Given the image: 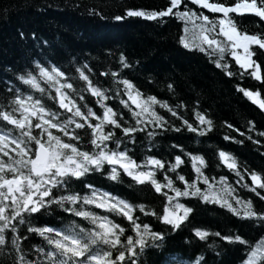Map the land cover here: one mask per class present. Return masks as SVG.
Here are the masks:
<instances>
[{"label":"trees","instance_id":"1","mask_svg":"<svg viewBox=\"0 0 264 264\" xmlns=\"http://www.w3.org/2000/svg\"><path fill=\"white\" fill-rule=\"evenodd\" d=\"M215 2L233 5L236 0ZM169 4L170 0H0V107L7 108L18 91L24 97L30 95L33 99H40L43 106L51 112L62 111L55 88L40 77L39 65L49 71L55 67L62 72L63 76L58 78L56 87H60L65 81L71 83L75 91L61 88V92L69 93L82 111L87 112V108L83 107L87 104L97 116H102L104 109L97 104L96 97L90 92H82L84 100L81 101L76 94L87 87L77 71L81 69L94 85L109 89L106 95L111 99L106 100L105 104L118 114L116 118L119 120L120 114H123L128 125H134L131 112L120 101L126 100L134 110L139 109L124 94L123 85L114 83L120 79L127 80L133 84L134 90L142 94L137 98L138 102L147 97H155L158 102L175 108L193 127H207L196 120L197 112L204 115L206 120H211L212 126L203 136L198 132H190L181 120L157 103L152 108L169 122L167 130L154 128L149 124L144 131L135 132L134 143H129L131 137L124 136L121 129H114L113 139L121 141L118 151H124L127 147L129 156L137 163H143L149 157L165 162V170L156 171V180L166 184L164 176L167 175L173 180L174 186L182 191L185 185L178 180V174L183 175L188 183L195 181L201 191L207 189L208 185L197 179L194 161L191 159L192 156L202 157L203 165L199 161L195 163L201 167L204 176L214 187H221V178H227L226 184L235 189L234 195L245 202L250 200L254 211L264 213V200L260 199V195H264V189L257 188L251 180V174L254 173L259 177V182L264 183V136L260 135L264 133V109L238 91V87L258 91L259 99L264 100V83L247 73L242 77V70L230 56L226 55L225 61L230 65L228 71L233 73L231 76L216 66V57L198 49L184 48L180 43L184 22L174 16L155 21L126 16L119 21L115 19L118 15L123 16L129 9L160 11ZM181 10L203 13L215 21L222 17V14L200 8L191 3V0H185ZM230 16L234 18L239 31L264 36V20L254 14L230 13ZM250 51L254 53L252 60L261 66L260 75L264 79V49L250 45ZM121 54L130 65L128 68L121 65ZM112 72H117L118 75L113 77ZM29 74L37 77L40 87L45 89L44 94L19 79ZM169 84L172 85L171 89ZM117 91H120L119 96L116 95ZM70 115L71 113L64 111L60 118L65 120ZM36 122L33 117V124ZM91 122L95 124L98 121ZM0 126V130L4 131L12 128L2 120ZM74 127L73 124L70 129ZM177 127L181 130H172ZM249 128L253 130L249 131ZM109 130L111 126H105L104 131ZM51 131L80 150L94 151L90 143V128L75 129V134L80 136L79 141L70 140L56 129ZM150 131H154L156 135L149 136ZM39 132L40 129L33 128L32 134L38 135ZM12 134L19 133L14 130ZM249 136L252 138L249 139ZM32 147L35 151L34 143ZM109 148L115 150L116 145L109 142ZM220 151L236 161L235 169H230L228 163L220 159ZM11 155L15 156V153ZM176 156H180L184 163L174 172L167 171ZM7 159L8 157H4L5 161ZM112 167L105 163L100 171H91L79 179L73 177L66 187L54 188L53 194L56 198L72 193L84 196L91 195L94 189L132 205L133 218H138V223L147 224L152 232L161 233L164 237L156 242L150 241L155 246L146 248L136 258L137 264H197L198 261L199 264H246L251 251L255 250L257 244L264 242V222L243 219L219 204L204 202L200 197L179 198V202L192 211L179 229H173L157 219V216L140 212L139 206L144 205L149 212L162 215L167 203V198L162 193H174L166 187L162 188L161 193H157L149 182L138 184L118 165H115L119 173L118 179L112 180L109 178ZM236 171L244 175L242 183L247 184V188L237 183L239 178L235 175ZM85 185H91L92 188ZM251 188H256V191H251ZM231 203L234 207H239L234 200ZM67 207L70 205L61 207L52 203L28 218L31 225L19 227V234L27 237L21 243L28 258H35L33 250L36 247H46V241L38 233L27 231L29 226L67 229L75 223L86 228L94 227L87 219L65 212L64 208ZM74 207L107 216L113 223L123 227L125 231L121 236L122 242L128 236L135 238L132 224L123 215L82 203ZM196 230H206L209 236L200 240L195 236ZM217 232L220 236L213 235ZM237 235L246 243L222 239ZM6 236L11 239L12 233H6ZM115 256L116 252L113 250L112 259ZM0 264H12V260H6L5 256L0 255Z\"/></svg>","mask_w":264,"mask_h":264},{"label":"snow or ice","instance_id":"2","mask_svg":"<svg viewBox=\"0 0 264 264\" xmlns=\"http://www.w3.org/2000/svg\"><path fill=\"white\" fill-rule=\"evenodd\" d=\"M184 3L185 0H170L169 6L160 11L129 9L123 16L118 15L115 19L119 21L126 16L155 21L174 16L184 22L183 35L180 38V43L184 48L198 49L216 57L214 60L216 66L224 69L229 76L233 73L228 71L230 65L225 61V56H230L242 70L240 72L242 77L247 73L255 80L264 83V79L260 75L261 66L251 60L254 53L250 51V45H257L260 49H264V36L260 34L249 35L239 31L234 23V18L230 16V13L239 15L251 13L259 17L260 20H264V0H236L233 5L215 2V0L213 2L210 0H191V3L199 5L202 9H207L211 13L222 14L218 21L212 20L203 13L197 14L190 10H181V5ZM21 35L23 36V33ZM238 49H242V53L238 52ZM221 61L225 62L221 63ZM120 63L124 68L130 66L123 54L120 56ZM37 67L40 77L55 88L59 108L62 111L51 112L43 106L40 99H33L30 95L24 97L18 91L7 108L0 107V120L12 126L7 131L0 130V255L5 256L6 260L11 259L12 264H137L136 258L146 248L155 246L154 243L150 244V241L162 240L164 237L161 233L152 232L147 224L142 225L137 222L138 218H133L131 215L133 212L132 205L112 197L111 194L97 192L93 189L91 195L81 196L72 193L59 198L54 196V188L66 187L73 177L79 179L91 171H100L105 163L113 166L109 177L112 180L118 179L119 173L115 167L118 165L126 175L138 184L149 182L154 186L157 193H161L162 188L165 187L172 191L174 195L162 193L167 198L162 215L149 212L144 205L139 206V211L145 215L157 216V219L166 225H170L173 229H179L192 211L190 207L179 202L180 197H200L204 202L219 204L220 207L227 208L233 215H238L243 219H256L264 222V213L254 211L250 200L245 202L234 195L235 189L226 184L227 178H221V187L219 188L214 187L209 182L201 167L195 163V161H199V164L203 165L202 157L192 156L191 159L194 161L193 168L197 174V179L208 185L207 189L201 191L195 181L188 183L183 175L178 174V180L185 185L182 191L174 186L173 180L167 175L164 176V180L167 181L166 184H161L156 180V171L165 170V162L149 157L143 163H137L129 156L127 147L124 151H118L121 141L113 139L115 136L114 129H121L124 136L131 137L129 143H134L133 134L135 132L144 131L149 124L154 128L167 130L166 126L169 122L152 108L157 103L171 112L172 116L181 120L188 131L198 132L200 136H203L211 130L212 121L206 120L200 112L196 113V120L199 121L200 125H207L206 128L193 127V124L184 119L175 108L166 103L158 102L155 97H147L142 102H138L137 98L141 97L142 94L138 90H134L132 83L120 79L114 83L123 85L122 91L139 109L138 111L134 110L126 100L121 99L120 103L128 108L135 121L134 125H128L123 114H120L118 120L116 118L118 114L113 108L105 104L106 100L111 99L106 95L109 89H101L94 85L83 70L77 69L80 78L86 82L87 87L76 94L81 101L84 100L82 92H90L93 97H96L97 104L104 109L102 116H97L87 104L83 105L84 108H87V112L82 111L69 93L61 92V88L75 91L71 83L65 81L60 84V87H56L59 83L58 78L63 76V73L57 68L53 67L49 71L39 65ZM111 75L116 77L118 73L112 72ZM19 79L41 94L45 93V89L41 88L37 82L36 76L29 74L27 77L21 76ZM168 87L171 89L172 85L169 84ZM238 91H241L244 96L253 103H258L259 107L264 109V100L259 99L260 93L258 91L253 92L240 87H238ZM116 95L119 96L120 91H117ZM64 111L71 113V115L67 119L61 120L60 117ZM33 117L37 120L35 124H33ZM92 120L98 122L93 124ZM73 124L75 127L70 129ZM107 125L111 126V130L106 132L104 128ZM85 127L92 130L90 143L94 151L80 150L76 145L64 142L60 136L54 135L51 131V129H56L62 132L64 136L69 137L70 140L79 141L80 136L75 134V129ZM33 128L40 129L38 135L32 134ZM14 130L18 131L19 134L13 135ZM172 130L180 131L181 129L177 127ZM252 130L249 128V131ZM148 135L154 136L156 133L150 131ZM260 135L264 136V133H260ZM248 138L251 139L252 137L249 136ZM109 142L116 145L115 150L109 148ZM253 142L258 143V141ZM33 143L36 146L35 151L32 147ZM10 145L15 147H9ZM11 153H15V156ZM4 157H8L7 161L4 160ZM219 157L228 163L230 169L236 168V161L226 155L224 151L219 152ZM183 163L181 157L176 156L174 163L168 166L167 171L174 172ZM235 175L239 178L237 183L247 188L248 185L242 183L244 175L240 171H236ZM251 180L257 188L264 189V183L259 182V177L256 174H251ZM85 187L92 188L91 185H85ZM250 190L256 191V188ZM260 199L264 200V195H260ZM233 200L239 207L233 206L231 203ZM52 203L61 207L70 205V207L64 208L65 212L87 219L94 227L86 228L75 223L67 229L29 226L27 231L38 233L46 241V247H36L33 250L35 258L30 259L21 243L27 237L19 234V227L25 224L31 225L28 218L39 213L41 209H46ZM81 203L123 215L132 224L135 238L128 236L126 241L122 242L121 236L125 231L123 227L113 223L107 216H99L74 207V205ZM181 212L182 214H180ZM9 232L12 233L11 239L6 236V233ZM213 235L220 236L218 232L213 233ZM195 236L200 240H205L209 236V232L196 230ZM222 239L241 244L246 243L238 235L222 237ZM113 250L116 252L115 259H112ZM246 264H264V242L257 244L255 250L251 251Z\"/></svg>","mask_w":264,"mask_h":264},{"label":"rangeland","instance_id":"3","mask_svg":"<svg viewBox=\"0 0 264 264\" xmlns=\"http://www.w3.org/2000/svg\"><path fill=\"white\" fill-rule=\"evenodd\" d=\"M237 51L242 53V49H238ZM242 59H243V56H242ZM251 60H252V57H251Z\"/></svg>","mask_w":264,"mask_h":264}]
</instances>
